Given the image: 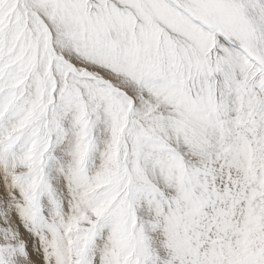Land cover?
<instances>
[{"label": "snow or ice", "instance_id": "1", "mask_svg": "<svg viewBox=\"0 0 264 264\" xmlns=\"http://www.w3.org/2000/svg\"><path fill=\"white\" fill-rule=\"evenodd\" d=\"M0 264H264V0H0Z\"/></svg>", "mask_w": 264, "mask_h": 264}]
</instances>
